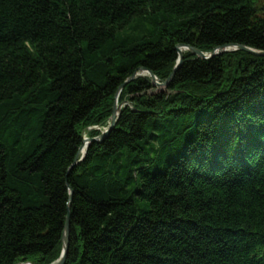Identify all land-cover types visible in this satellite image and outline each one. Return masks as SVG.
I'll list each match as a JSON object with an SVG mask.
<instances>
[{"label": "trees", "instance_id": "16d2710c", "mask_svg": "<svg viewBox=\"0 0 264 264\" xmlns=\"http://www.w3.org/2000/svg\"><path fill=\"white\" fill-rule=\"evenodd\" d=\"M264 0H0V264H264ZM106 138L76 163L90 129Z\"/></svg>", "mask_w": 264, "mask_h": 264}, {"label": "water", "instance_id": "95a60500", "mask_svg": "<svg viewBox=\"0 0 264 264\" xmlns=\"http://www.w3.org/2000/svg\"><path fill=\"white\" fill-rule=\"evenodd\" d=\"M181 50L189 51L191 54L195 55L197 58L203 59V60H209L211 58L220 56L223 53L225 54V53L237 52V51L245 52L249 55L256 56V57H264V51H258V50H255V49H252L249 47L239 46V45H225V46L217 47L213 52H211L210 54H207V55L202 54L198 50L191 48V47L179 46V47H177L178 60L176 62V65H175L174 69L172 70L170 76L167 78V80L164 83L157 82L156 77L150 71L145 70V69H141L140 71L142 73L148 74V76L151 78V81L155 87L167 88L171 82V79H172L175 71L183 62V58H182L183 56H182ZM140 76H142V75L134 74L132 77H130L128 82H132L135 78L140 77ZM123 87H124V85L118 90V92L115 96V102L113 105L110 122H109L107 128L97 138H92V139L85 138L83 140V144L80 147L78 155H77L76 163L83 160V158L86 155L87 149L91 143L100 142L101 140L106 138V136L108 135V133L111 130H113L115 128L116 123L118 121V118H119L121 111H122V104H118V99H119V95H120ZM68 241H69V216L66 218V222H65V226H64V230H63V234H62V238H61V243H62L61 255L57 261H55L51 264H65V257H66L67 249H68ZM20 264H30V263H20Z\"/></svg>", "mask_w": 264, "mask_h": 264}, {"label": "rangeland", "instance_id": "374dc122", "mask_svg": "<svg viewBox=\"0 0 264 264\" xmlns=\"http://www.w3.org/2000/svg\"><path fill=\"white\" fill-rule=\"evenodd\" d=\"M246 47V46H245ZM216 48H214L213 50H211V51H205V52H201L200 50H198L199 52H201L202 54H210L211 52H213L214 50H215ZM186 54V51L185 52H183V54H182V56H184ZM224 54V53H223ZM222 55V54H221ZM196 57V56H195ZM183 58V57H182ZM140 75V74H139ZM136 79V78H135ZM157 82H159L158 80H157ZM159 83H164V82H159ZM155 88H157V89H159V90H165L166 88H158V87H155ZM119 103V102H118ZM119 104H122V109L124 108V107H126L127 105H128V103L127 102H121V103H119ZM62 252V251H61ZM25 263V262H24Z\"/></svg>", "mask_w": 264, "mask_h": 264}, {"label": "bare ground", "instance_id": "6f19581e", "mask_svg": "<svg viewBox=\"0 0 264 264\" xmlns=\"http://www.w3.org/2000/svg\"><path fill=\"white\" fill-rule=\"evenodd\" d=\"M181 52L183 53V52H185L184 50H181ZM143 76H145V77H148V78H150L149 76H148V74L147 73H141ZM119 102V101H118Z\"/></svg>", "mask_w": 264, "mask_h": 264}]
</instances>
